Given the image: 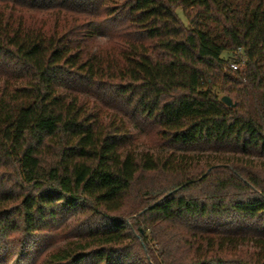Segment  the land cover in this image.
Segmentation results:
<instances>
[{"label": "trees", "instance_id": "1", "mask_svg": "<svg viewBox=\"0 0 264 264\" xmlns=\"http://www.w3.org/2000/svg\"><path fill=\"white\" fill-rule=\"evenodd\" d=\"M0 264H264V0H0Z\"/></svg>", "mask_w": 264, "mask_h": 264}, {"label": "water", "instance_id": "2", "mask_svg": "<svg viewBox=\"0 0 264 264\" xmlns=\"http://www.w3.org/2000/svg\"><path fill=\"white\" fill-rule=\"evenodd\" d=\"M220 99H221V101H222L223 103H225V104L228 105V106H233V105H234V103L231 101L230 97H228V96H226V95L221 96Z\"/></svg>", "mask_w": 264, "mask_h": 264}, {"label": "built area", "instance_id": "3", "mask_svg": "<svg viewBox=\"0 0 264 264\" xmlns=\"http://www.w3.org/2000/svg\"><path fill=\"white\" fill-rule=\"evenodd\" d=\"M229 66L233 69H237L239 67V63L232 61L229 63Z\"/></svg>", "mask_w": 264, "mask_h": 264}, {"label": "rangeland", "instance_id": "4", "mask_svg": "<svg viewBox=\"0 0 264 264\" xmlns=\"http://www.w3.org/2000/svg\"><path fill=\"white\" fill-rule=\"evenodd\" d=\"M178 13H179V9H177Z\"/></svg>", "mask_w": 264, "mask_h": 264}]
</instances>
